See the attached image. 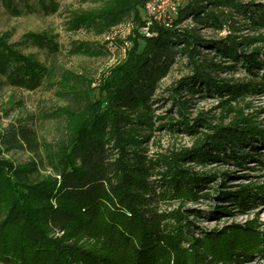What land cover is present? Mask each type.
<instances>
[{"label": "trees", "instance_id": "trees-1", "mask_svg": "<svg viewBox=\"0 0 264 264\" xmlns=\"http://www.w3.org/2000/svg\"><path fill=\"white\" fill-rule=\"evenodd\" d=\"M23 1L29 9L30 3ZM37 1L46 12L57 10L55 0ZM91 1L94 6L71 12L72 28H85L102 35L123 22H130L132 32L122 40L128 45L125 59L109 70L95 99L76 93L72 84L62 92L63 113L51 115L60 122L54 142L61 164L58 178L38 181L34 179V167L10 169L0 159V261L6 264H191L186 249L150 207L154 182L163 188L164 195L199 198L202 187L209 181L200 178L202 174L181 168L182 162L191 157L202 160L216 157L219 150L227 155L226 144L231 149V159L236 161L243 155L238 157L234 148L246 144L255 148L254 138L260 135L264 142V131L244 122L226 130L213 125L215 133L206 135L196 146L197 151H174L156 159L148 158L142 153L141 143L144 127L152 126L150 99L168 72L175 53L184 52L197 74L170 89L171 105L183 119H175L171 113L161 118V127L174 130L181 126L188 132L195 131L197 124L210 127L206 121L189 123L182 109L176 108L179 104L173 93L177 90H196L197 85L209 91L223 89L209 73L203 72V64L195 58L196 46L209 43L195 29L180 30L176 26L182 17L191 14L206 26L229 27L230 23L218 14V9L223 7L245 14L252 10L249 16L264 25V6L250 7L239 0H187L179 7L181 14L171 17L170 22H154L146 33L143 28L148 0ZM2 2L12 12L22 11L15 0ZM222 41L225 43H213L222 54L241 60L250 71L258 67L257 55L242 50L235 39ZM42 42L45 41H38ZM8 58L11 59V54L0 47V70L24 86L39 76L49 82L52 75L60 74L57 67H52V73L41 66L37 68L39 76L33 79L34 71L29 68L14 64L8 69ZM243 87L241 90L250 86ZM240 94L244 93L237 96ZM38 147L37 133L27 124L13 122L0 129V153L4 149L36 151ZM8 172L11 179L4 183ZM152 174H158L159 178L151 181ZM232 199L246 210L255 206L256 196ZM84 234L100 239L102 248L93 250L80 245L77 240ZM247 238L246 229L234 225L226 246L232 254L241 252L248 257Z\"/></svg>", "mask_w": 264, "mask_h": 264}, {"label": "rangeland", "instance_id": "rangeland-1", "mask_svg": "<svg viewBox=\"0 0 264 264\" xmlns=\"http://www.w3.org/2000/svg\"><path fill=\"white\" fill-rule=\"evenodd\" d=\"M26 1L31 5L29 9L23 0H15L22 11L12 12L0 0V47L11 54V59H7L8 69L14 64L29 68L34 71L33 79L39 76L37 68L42 67L47 72L57 67L60 74L52 75L49 82L39 76L24 86L10 80L8 74L0 70V129L13 122L27 124L36 131L39 144L36 151L4 149L0 159L10 169L34 167V179L48 182L58 178L61 167L54 146L60 122L51 115L63 113L62 92L72 84L76 93L95 99L109 70L125 59L128 45L122 40L132 32V26L126 21L102 35L85 28L75 30L69 21L71 12L94 6L91 0H55L57 10L47 12L40 8L37 0ZM239 1L250 7L264 6V0ZM218 11L230 23L229 27L206 26L194 20L191 14L182 17L176 26L180 30L195 29L209 43L196 46L195 58L203 64V72L223 86L220 92L204 90L199 85L196 90H177L173 93L179 104L176 108L182 109L189 123L206 121L210 127L197 124L196 130L191 132L181 126L174 130L161 127L162 117L172 113L175 119L181 118L171 105L170 89L197 74L184 52L175 53L168 72L160 79L150 99L152 126L144 127L141 143L142 153L148 158L156 159L174 151H197L199 147L196 146L206 135L215 133L213 125L226 130L244 122L264 131V25L249 16L252 10L247 14L230 7ZM181 13L178 9L171 17ZM227 38L239 42V47L248 54L257 55L260 62L254 71L213 46L215 42L225 43L222 40ZM31 66L35 70H31ZM243 85L250 87L241 90L245 89ZM238 93L244 94L237 96ZM254 141L255 148L249 144L234 148L238 157L243 155L236 161L231 159L232 152L226 144L227 155L219 150L216 157L206 160L191 157L182 162L181 168L202 174L204 176L200 178L209 181L202 187L199 198L164 195L163 188L154 182L150 207L186 249L191 264H264V142L260 135ZM158 178V174L149 177L151 181ZM9 179L11 174L8 172L4 183ZM250 195L256 196L255 206L246 210L232 199ZM234 225L246 229L248 257L241 252L234 255L226 246ZM77 242L93 250H100L103 245L100 239L88 234L79 236ZM0 264L6 263L0 261Z\"/></svg>", "mask_w": 264, "mask_h": 264}, {"label": "built area", "instance_id": "built-area-1", "mask_svg": "<svg viewBox=\"0 0 264 264\" xmlns=\"http://www.w3.org/2000/svg\"><path fill=\"white\" fill-rule=\"evenodd\" d=\"M187 0H148L146 3V24L143 28L148 33L149 27L154 23L170 22L171 14L176 13Z\"/></svg>", "mask_w": 264, "mask_h": 264}]
</instances>
